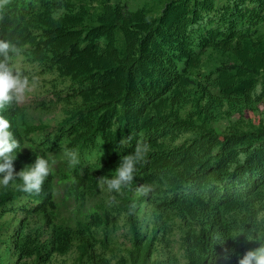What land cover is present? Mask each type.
I'll return each instance as SVG.
<instances>
[{
    "label": "trees",
    "instance_id": "16d2710c",
    "mask_svg": "<svg viewBox=\"0 0 264 264\" xmlns=\"http://www.w3.org/2000/svg\"><path fill=\"white\" fill-rule=\"evenodd\" d=\"M217 5L0 0L7 62L49 74L37 104L55 113L0 110L22 148L14 170L51 164L39 192L0 186V264H237L258 246L212 238L264 234V0ZM140 145L133 181L109 192L99 178Z\"/></svg>",
    "mask_w": 264,
    "mask_h": 264
},
{
    "label": "clouds",
    "instance_id": "9594fccd",
    "mask_svg": "<svg viewBox=\"0 0 264 264\" xmlns=\"http://www.w3.org/2000/svg\"><path fill=\"white\" fill-rule=\"evenodd\" d=\"M18 49L15 44L7 40H0V110L12 103L22 101L26 91L30 88L29 80L22 76L20 71H16L7 62L9 55L16 54ZM17 59V58H16ZM15 59V61H16ZM19 152V142L15 139L10 131L9 121L0 116V186H7L11 181L20 180L19 186L24 192H39L40 188L50 174L51 164L44 157H37L30 166H25L20 171H15L13 162ZM147 150L146 145L137 146L134 152L121 156L117 167L114 169V175L101 176L100 183L106 186L109 192H119L122 187L130 184L136 172L137 163L143 158ZM64 156L71 164L78 163V153L72 150H65ZM29 165V164H28ZM139 192L147 195L152 191L151 185L139 187ZM243 235L246 241H255L257 247L241 253H235L237 264H264V234L257 232L255 229H245L239 226L234 231L232 237H225L222 234L213 236V243H223L225 238L236 240Z\"/></svg>",
    "mask_w": 264,
    "mask_h": 264
},
{
    "label": "rangeland",
    "instance_id": "374dc122",
    "mask_svg": "<svg viewBox=\"0 0 264 264\" xmlns=\"http://www.w3.org/2000/svg\"><path fill=\"white\" fill-rule=\"evenodd\" d=\"M127 1L130 4V3L136 2L137 0H127ZM217 1H218V5H217L218 7L221 3V0H217ZM207 19L208 18H206V20ZM15 65L17 67L21 66V62L18 58L15 61ZM19 70L21 73L23 68L22 69L20 68ZM28 71L30 72V75H31L30 76L31 80H29L30 88L28 91H26L22 101L19 103L20 105H24L27 107L28 113L30 117L32 118V121L38 124L41 121H45L47 118L52 119L55 116L54 112H48V113L41 112L37 104V102L40 101L41 99H46L49 97V93H44L43 90L50 87V82H49L50 76L48 73L43 71V69L39 66L29 67ZM42 73H46V74L43 75ZM43 77H44V80H42ZM34 80H37V82H34ZM223 125H224V122L222 121V122H219L216 126L217 128H219ZM72 204H69L67 206H61L60 207L61 214H65V215L69 214V211L73 209Z\"/></svg>",
    "mask_w": 264,
    "mask_h": 264
}]
</instances>
